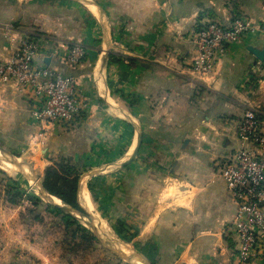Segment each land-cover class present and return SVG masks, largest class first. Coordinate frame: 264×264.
Returning <instances> with one entry per match:
<instances>
[{
	"label": "crops",
	"instance_id": "crops-1",
	"mask_svg": "<svg viewBox=\"0 0 264 264\" xmlns=\"http://www.w3.org/2000/svg\"><path fill=\"white\" fill-rule=\"evenodd\" d=\"M235 14L255 30L197 75L190 32L203 17L228 23ZM27 35L37 64L75 78L86 109L74 126L43 128L33 92L0 80L2 146L35 168L68 160L82 171L87 205L114 220L134 212L152 261L264 264V234L240 262L235 204L216 171L238 145L244 111L264 118V57L254 52L264 50V0H0V61ZM74 43L85 55L71 66L63 56Z\"/></svg>",
	"mask_w": 264,
	"mask_h": 264
},
{
	"label": "built area",
	"instance_id": "built-area-1",
	"mask_svg": "<svg viewBox=\"0 0 264 264\" xmlns=\"http://www.w3.org/2000/svg\"><path fill=\"white\" fill-rule=\"evenodd\" d=\"M256 26L242 14L228 23L203 17L190 32L195 54L191 70L199 76L211 73L222 52ZM37 45L31 36L21 39L7 60L0 61V80L29 89L38 104L33 116L39 125L71 127L86 109V102L75 78L57 68L39 65ZM80 43L72 44L63 56L65 64L76 66L84 58ZM237 147L217 164V175L226 184L235 204L231 228L237 239L240 262L256 255L264 234V118L251 107L244 111L236 127Z\"/></svg>",
	"mask_w": 264,
	"mask_h": 264
},
{
	"label": "rangeland",
	"instance_id": "rangeland-1",
	"mask_svg": "<svg viewBox=\"0 0 264 264\" xmlns=\"http://www.w3.org/2000/svg\"><path fill=\"white\" fill-rule=\"evenodd\" d=\"M0 146L6 148L1 143ZM14 153L30 165L40 180L45 168L51 164L35 168L27 157ZM39 154L36 157L39 158ZM2 160L0 158V264H129L107 249L89 230L83 231L84 226L74 217L42 200L35 183ZM78 202L96 215L112 235L123 239L147 258L141 248L139 220L134 212L129 211L114 220L96 204L87 205L81 193H78ZM120 222H124L134 235L127 239L119 235L116 226ZM147 259L152 264H165V260Z\"/></svg>",
	"mask_w": 264,
	"mask_h": 264
},
{
	"label": "water",
	"instance_id": "water-1",
	"mask_svg": "<svg viewBox=\"0 0 264 264\" xmlns=\"http://www.w3.org/2000/svg\"><path fill=\"white\" fill-rule=\"evenodd\" d=\"M256 56L264 57V50H255ZM0 158L12 166L15 171L21 172L31 183H35L39 196L42 200L56 207L65 214L74 217L91 234L102 243L107 249L116 253L123 261L129 264H152L138 250L129 243L112 235L99 219L88 209L81 206V209L71 205L56 195L48 192L38 175L31 169L30 165L22 160L14 152L0 146Z\"/></svg>",
	"mask_w": 264,
	"mask_h": 264
},
{
	"label": "trees",
	"instance_id": "trees-1",
	"mask_svg": "<svg viewBox=\"0 0 264 264\" xmlns=\"http://www.w3.org/2000/svg\"><path fill=\"white\" fill-rule=\"evenodd\" d=\"M80 173L68 160L61 157L52 161L45 168L41 182L48 192L81 209L78 202ZM67 224L70 225L71 222L68 221ZM82 230L87 231L84 227ZM116 231L125 239L134 235L129 232V228L124 222L118 223Z\"/></svg>",
	"mask_w": 264,
	"mask_h": 264
},
{
	"label": "bare ground",
	"instance_id": "bare-ground-1",
	"mask_svg": "<svg viewBox=\"0 0 264 264\" xmlns=\"http://www.w3.org/2000/svg\"><path fill=\"white\" fill-rule=\"evenodd\" d=\"M3 161V160H2ZM8 165V164H7Z\"/></svg>",
	"mask_w": 264,
	"mask_h": 264
}]
</instances>
